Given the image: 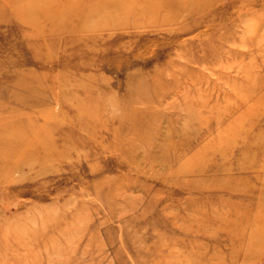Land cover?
Instances as JSON below:
<instances>
[{"label":"rangeland","instance_id":"rangeland-1","mask_svg":"<svg viewBox=\"0 0 264 264\" xmlns=\"http://www.w3.org/2000/svg\"><path fill=\"white\" fill-rule=\"evenodd\" d=\"M0 264H264V0H0Z\"/></svg>","mask_w":264,"mask_h":264},{"label":"bare ground","instance_id":"bare-ground-1","mask_svg":"<svg viewBox=\"0 0 264 264\" xmlns=\"http://www.w3.org/2000/svg\"><path fill=\"white\" fill-rule=\"evenodd\" d=\"M11 150H12V151H11ZM14 151H15V150H13V148H12V149H11V148H8V152H7V153H4V154H7V155H8L9 153L11 154V153L14 152Z\"/></svg>","mask_w":264,"mask_h":264}]
</instances>
